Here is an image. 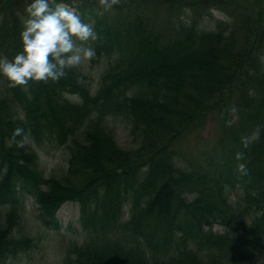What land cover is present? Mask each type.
Listing matches in <instances>:
<instances>
[{
  "label": "trees",
  "instance_id": "16d2710c",
  "mask_svg": "<svg viewBox=\"0 0 264 264\" xmlns=\"http://www.w3.org/2000/svg\"><path fill=\"white\" fill-rule=\"evenodd\" d=\"M91 1L85 0L82 9H87ZM199 1L202 0H184L182 7ZM203 1L219 4L220 0ZM90 13L97 20L95 28L100 37L99 41L94 42V48L101 53H108L114 64L104 77H108L106 87L94 98L99 102L89 105L88 123H97V117L107 110V114L120 113L130 119L132 127L143 133L142 136L146 133L158 137L161 132L167 131V137L151 147L147 144L137 152L132 151L137 156H130V152L114 141L108 144L112 146L109 149L117 151L123 159L111 162L107 154L92 157L93 148L97 145L86 135L85 145L80 142L77 144L72 168L73 171L76 167L83 169L84 174L80 178L88 175L90 170L93 172L92 178L76 180L75 183L66 181L65 184L54 180L44 181L36 171L35 160L27 153L26 143L36 138L33 130L38 131V126L45 128L50 123L60 124L64 119L67 121L78 117L79 109L66 105L62 99L65 93L82 94V69L69 68L67 74L57 81L40 80L39 84L29 85L25 89L9 82L4 85L0 76V203H13L17 207V214L13 213L15 219L21 221L27 199L31 196L37 197L52 217L59 201H80L86 228L95 223L94 215L90 216L88 212L96 203V188H116L109 208L112 218L115 217L114 224L124 204L131 208L133 225H138V222L139 225H145L137 230L143 248L133 249L130 254L121 251L90 258L81 254L76 264H149L150 255L155 250L154 245L145 240L153 227L163 230L171 239L173 250L176 249L180 254L185 252L190 264L198 262V259H193L201 248L211 246L209 250H213L222 247L219 241L227 243L225 247H228L241 239L256 249L264 248V215L258 219L253 209L252 219L248 221L247 211L240 215L236 223L229 224L227 220L231 214L230 195L238 194L241 190L245 195H255L252 201L257 210L264 211L263 3L256 4L254 14L247 13L244 16L243 25L249 27L245 31L239 22V33L219 26L215 32L201 35L195 32L192 20L179 16L181 23L170 25L173 37L168 40L158 28L151 25L149 18L137 12L133 11V17L121 18L118 27L116 22L119 18L103 16L101 7H95ZM240 39H243V48L230 54L229 50ZM17 52L16 49L11 51L8 48L4 55L13 57ZM95 53L96 56L100 55ZM154 70L165 80L160 79ZM231 71H234L233 75L229 76L228 72ZM222 74L228 77L225 85L218 80ZM179 76L185 78L181 93L178 89ZM86 95L90 97L87 91ZM106 97L109 98L108 108L101 105L105 104ZM188 102L196 106V110L193 106L189 114L180 108V105L187 108ZM215 111L222 114L225 135L219 141V150L207 161L203 158V169L193 167L181 170L173 167L176 152L170 151L169 145H165L170 141L171 121L178 119L179 127L184 131L187 130L185 124H193V130L207 114ZM35 116L38 122L32 121ZM257 131L258 138L245 146L242 138ZM106 136L110 134L107 132ZM241 164L245 165V169L240 168ZM139 171L145 173L143 186L137 182ZM212 172L214 177L211 175L213 178H210ZM211 183L215 186H209ZM46 184L48 190L41 191ZM190 191L197 194L193 201L189 200ZM211 193L223 198L222 201L216 204ZM246 202L244 197L242 205ZM108 216L105 213L104 217L108 219ZM218 221L224 226L227 236L211 233V228ZM1 231L0 264L24 247L20 242L11 241ZM180 231L183 235L179 238ZM177 240L178 243H184L183 247L179 244L184 250L178 248ZM187 245L191 247L185 251ZM252 254L250 247L245 245L240 251V264H247L245 259L251 262ZM203 261L204 258H199V262Z\"/></svg>",
  "mask_w": 264,
  "mask_h": 264
},
{
  "label": "rangeland",
  "instance_id": "374dc122",
  "mask_svg": "<svg viewBox=\"0 0 264 264\" xmlns=\"http://www.w3.org/2000/svg\"><path fill=\"white\" fill-rule=\"evenodd\" d=\"M235 3L238 4L239 1H236ZM229 4L231 5L232 2H230ZM175 6V3L171 5L173 9L175 8ZM80 16L81 18H83L82 15ZM217 17L218 19H222L223 15L217 14ZM207 27L209 28L210 26ZM242 40L243 39H240L237 44L229 50L230 54L235 53L238 47H243L242 44L244 43ZM109 65L110 62L107 56L100 57V59H98L95 63H92L89 60L83 62L85 74L87 75V79L89 78L90 86L93 87V85H95L96 83L97 85L99 84V80L101 81V78L105 71L109 68ZM186 74L188 76L190 75V73ZM228 75L230 76V72H228ZM83 79H85V75ZM218 80L220 84L225 85L228 81V77L225 74H222L218 76ZM181 89L182 87L180 88V90ZM183 93L181 95H183ZM186 105L187 108H185L184 105L183 107L180 105V108L183 112L189 114V112H192L194 108L196 110V106L194 104L192 105L191 102L186 103ZM219 122L220 120L218 119L217 115L208 116L202 129L190 132V134H186L187 136L183 135L177 140V148L179 151L178 166L184 167L183 165H196L203 163L204 159L205 161H207L216 152L218 140L221 133ZM127 124V121L125 123L122 121L118 122V138L122 145L129 148L131 144L134 145V136L131 133L132 129L128 128ZM177 127L180 128L178 123ZM188 127L189 125L185 124V128L187 129ZM180 130L183 129L180 128ZM187 130L189 131L190 127ZM39 145L41 144L36 142V144L33 146V150L39 155L42 169L48 175L56 174L59 177H63L68 165V152L65 150V148H56V145L50 143H45L41 146ZM101 151V148L95 146L93 148L92 157H99ZM201 165L202 164H200L199 166ZM201 168L203 169L204 165ZM80 175H82L81 170H76L73 173L72 178H70L69 183H75L74 181L76 180L84 181L92 177V174L85 175L82 178H80ZM211 175L214 177L213 172L209 174V177ZM209 186H215V184L211 183L209 184ZM236 195L237 194H233L230 196L232 197V204H235V202L238 200V197ZM221 199L218 195H215L212 200L216 204H218L219 201H222ZM29 206L31 209L35 210V215L33 216V214H30L28 211L22 225H19L13 214H17V207L13 209L12 207H0V230H2L1 233H3V235L9 239L19 238L21 239V242L26 244V248L20 251V253L15 257L9 259L6 264H59L58 258L60 256L62 247H65V249H69L70 246L72 247L76 244H85L87 239L88 242L85 245L86 249L84 251H81V249L84 248L83 246L79 247V249L75 248L73 254L67 259V264L76 262V258L78 257V255L83 254L84 256L90 258L105 251L106 249L109 250L114 247L113 240H106L104 242V240L101 237L97 236L96 233H94V238H90V233L84 231L80 224V208L78 206L65 204L62 207V210L58 214L59 222L62 228L59 229V232L48 230L43 225H41L39 221L40 207L36 205L34 200L30 201ZM234 208L236 213H238L240 204L238 206L235 205ZM8 216H11V218L8 219ZM98 217L99 222H96L93 227H105L100 224L103 222L102 214H100ZM127 219L128 215H125V217H123V220L120 221L119 226L125 228L126 225L124 223L127 221ZM116 228V224H114V221L112 220L106 225V232L115 234ZM80 234V238L77 239ZM161 238V234L157 233L155 235L156 241L161 240ZM65 249L63 251H65ZM105 263L106 262H103V264Z\"/></svg>",
  "mask_w": 264,
  "mask_h": 264
},
{
  "label": "clouds",
  "instance_id": "9594fccd",
  "mask_svg": "<svg viewBox=\"0 0 264 264\" xmlns=\"http://www.w3.org/2000/svg\"><path fill=\"white\" fill-rule=\"evenodd\" d=\"M21 23V50L12 58L0 55V74L13 86L30 80L57 81L95 55L91 42L98 34L69 0H27ZM258 136L259 131L243 137L244 145Z\"/></svg>",
  "mask_w": 264,
  "mask_h": 264
}]
</instances>
